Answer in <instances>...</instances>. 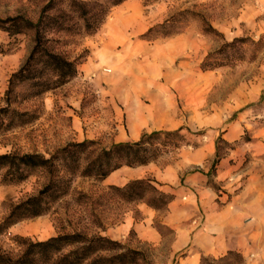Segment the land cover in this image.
I'll return each instance as SVG.
<instances>
[{"label":"rangeland","instance_id":"rangeland-1","mask_svg":"<svg viewBox=\"0 0 264 264\" xmlns=\"http://www.w3.org/2000/svg\"><path fill=\"white\" fill-rule=\"evenodd\" d=\"M47 1L0 0V107H9L0 112V153L42 152L49 157L73 143L75 140L62 144L58 122L65 118L57 113L58 100L56 96L52 100L51 94L64 90L78 75L81 62L102 52L107 59L102 64L104 72L113 70L109 57L115 54L125 63L129 58L131 66L135 60L142 64L144 75L153 71L161 80L166 77L186 113L188 124L181 130L182 136L161 137L178 141L179 146L169 147L149 163L165 165L179 159L185 149L197 146L212 149L211 174L222 158L229 157L231 163L241 160L243 168L256 160L251 150L241 155L232 151L264 145V0H122L111 6L92 33L79 27L47 30L49 47L77 60L78 71L66 82L33 94L39 88L37 79H15L11 85L9 77L32 51L35 31L24 26L17 30L10 18L22 16L35 22ZM167 19L170 26L148 32ZM29 72H36L35 67ZM20 111L25 114H17ZM227 131L231 132L225 136ZM105 136L102 132L92 138L95 142L86 148L72 147L70 156H58L20 181L3 183L5 168L0 170V189L5 193L0 201V221L12 205L48 188L40 204L46 208L43 212L23 217L0 232V253L17 258L30 241L79 231L104 234L143 251V258L129 264H153L166 257L172 228L162 222L165 206L144 215L140 206L154 199L153 191L145 190L143 198L132 200L111 186L138 178L126 171L130 165L111 170V175H117L110 180L83 174L87 160L111 144ZM235 171L227 182L238 189L244 178ZM209 181L219 186L214 179ZM155 185L165 188L158 180ZM130 216L138 222L146 216L144 221L164 235V241L142 239L134 227L123 225ZM75 246L64 247L53 259L32 263L56 264L63 252ZM114 252L99 250L97 255ZM243 260L242 253L234 250L217 257L204 256L201 264H239ZM90 262L88 258L79 264Z\"/></svg>","mask_w":264,"mask_h":264},{"label":"crops","instance_id":"crops-1","mask_svg":"<svg viewBox=\"0 0 264 264\" xmlns=\"http://www.w3.org/2000/svg\"><path fill=\"white\" fill-rule=\"evenodd\" d=\"M96 55L99 57L89 56L79 64L78 75L64 90L51 94L52 100L55 96L58 100L57 113L66 119L58 122L62 144L91 140L102 132L109 143L133 141L146 131L188 124L166 77L161 80L153 71L144 75L142 64L135 60L131 66L129 58L125 63L115 54L109 57L113 70L104 72L102 64L107 59L102 52ZM249 150L256 160L243 168L241 160L231 163L229 157L222 158L213 174V152L207 146L185 149L179 159L165 165L147 162L128 166V173L138 178L150 174L172 193L162 210V222L172 228L167 255L153 264H201L204 256L217 257L234 250L244 257L239 264H264V154L257 155L264 153V145L238 147L232 152L241 155ZM235 170L244 178L238 189L227 182ZM111 172L104 179L117 175ZM4 195L0 189V201ZM140 207L144 215L158 212L146 203ZM2 213L0 207V218ZM145 217L138 222L130 216L123 225L134 227L144 240L164 241V235L144 221Z\"/></svg>","mask_w":264,"mask_h":264},{"label":"trees","instance_id":"trees-1","mask_svg":"<svg viewBox=\"0 0 264 264\" xmlns=\"http://www.w3.org/2000/svg\"><path fill=\"white\" fill-rule=\"evenodd\" d=\"M121 1L48 0L41 8L42 10L35 22L22 16L10 18L17 30L20 26H24L33 28L35 31V45L19 66V69L10 75V84L12 85L15 79H37L35 85L39 88L36 92H33V94H37V92L69 80L78 71L77 60L70 59L56 50L53 51L47 44L49 41L46 35L47 30L70 31L79 27L87 34L92 33L101 26L100 24L104 21L111 6ZM53 9H55V12L51 13ZM170 25V20L167 19L156 26L150 27L148 32L154 31L158 27ZM33 67H35L36 72H29ZM8 109V106L0 107V112ZM17 114H25V111H20ZM182 129L183 127L176 130L146 131L137 140L113 142L108 147H101L91 159L87 160L82 172L85 175L94 173L101 179L109 174L111 170L123 165H144V163L155 160L169 147H178L180 142L161 140V137L182 136ZM94 142L93 139L74 141L61 147L56 151V154H51L49 157L41 152L17 153L10 151L0 153V170L5 168L2 182L20 181L39 167L52 164L58 156H70L73 153L72 147L86 148ZM155 182L157 180L153 177L144 176L143 178L130 179L123 186L115 184L111 186L123 191L125 198L132 200L143 198L145 190L153 191L154 199L147 200V203L158 209L166 206L173 197L172 193L159 189ZM47 189L12 205L9 212L0 221V232L4 231L10 224L23 219V217L39 215L43 212L46 208L41 207L40 204L43 192ZM28 245L23 254L17 258L0 253V264H33L36 259L50 260L68 245L76 246L63 252L56 260V264H79L88 258H91L90 264H129L144 257L143 251L130 246L127 247L118 239L110 238L104 234L89 235L79 231L58 233V235L40 241H30ZM99 250H115V252L111 255H97Z\"/></svg>","mask_w":264,"mask_h":264}]
</instances>
